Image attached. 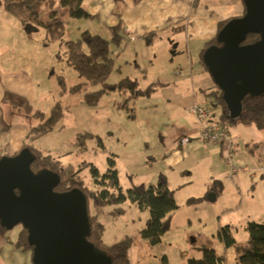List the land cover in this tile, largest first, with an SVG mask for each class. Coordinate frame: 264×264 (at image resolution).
Here are the masks:
<instances>
[{
    "label": "rangeland",
    "instance_id": "obj_1",
    "mask_svg": "<svg viewBox=\"0 0 264 264\" xmlns=\"http://www.w3.org/2000/svg\"><path fill=\"white\" fill-rule=\"evenodd\" d=\"M55 8L68 18L67 9L60 3ZM49 11V7H43V17H48ZM93 23L71 18L65 37L47 44L45 29L22 24L0 6V146L20 138L29 142L31 128L44 122L53 105L60 102L65 111L63 118L53 130L32 143L59 156L65 165L80 168L79 175L87 185L96 187L93 165L106 172L113 164L118 169L124 190L133 183L146 186L157 183L161 174L171 182L179 209L170 230L159 244L153 245L140 236L149 212L131 200L120 204L125 213L119 217L109 212L113 206L93 209L106 224L108 242L132 239L129 253L135 264H156L162 262L165 254L167 264H179L180 261L187 264L188 258H182L181 249L193 251L191 249L195 245L206 243V239L218 246L220 222H234L239 227L237 237L243 239L248 234L246 222L249 219L264 220V175L255 188L247 176L241 188L233 179L224 180V185H215L216 199L210 201L207 196L212 183H204L211 179L207 167H196V173L190 175L186 170L170 169L165 161L160 160L161 155H165L162 146L163 137L167 135L163 132L171 126L180 127L184 122L191 124L197 121L187 110L192 103L188 101L194 96L198 100L205 97L199 82L210 75L201 72L199 51L190 46L188 52L180 46L173 52L166 47V40L159 39L141 47L125 42L112 43L115 67L109 77L110 82L130 76L136 78L142 88L157 81L162 84L149 96L137 98L132 104L134 110L119 107L122 96L117 91L104 94L98 105L90 106L84 100V92L62 91L60 82L64 77L67 86H71L82 80L65 59L64 40L77 39L81 36V29L89 25L94 28ZM181 68H187L184 76L176 73ZM87 88L98 87L87 85ZM240 129L245 131L244 135L251 144L256 142L252 148L254 157L258 159L264 153V130L255 124L247 128L238 127ZM231 130L232 134L237 131L232 127ZM85 132L96 136L82 142L78 136ZM21 227L19 224L6 232L17 238ZM193 238L197 241L192 242ZM220 248L218 246V252ZM12 257L17 264H32L30 250L24 253L15 250ZM225 264H238L236 247L229 250Z\"/></svg>",
    "mask_w": 264,
    "mask_h": 264
},
{
    "label": "trees",
    "instance_id": "obj_2",
    "mask_svg": "<svg viewBox=\"0 0 264 264\" xmlns=\"http://www.w3.org/2000/svg\"><path fill=\"white\" fill-rule=\"evenodd\" d=\"M60 3L68 11V18L62 16L55 8ZM0 6L16 18L22 24L41 27L47 32L48 42L62 40L65 37L67 23L71 18L93 17L84 6L83 0H0ZM43 7H49L48 17H43ZM245 13V12H244ZM243 13V14H244ZM233 17L221 20L218 23V31ZM119 26L111 27L112 37L108 39L100 34L84 30L77 39L64 40L66 47V61L73 67L81 81L77 84L67 86L64 77L61 78L62 91L78 94L84 92V100L90 106L99 104L101 97L112 91H117L122 96L119 107L134 110L133 102L142 96H149L157 90L162 82L150 83L142 88L136 78L126 76L117 82H110L109 77L115 67V58L112 55L111 44H120L122 37L118 33ZM217 33L207 39L200 50V64L208 71L203 60V53L210 45L217 44ZM149 33V38L153 36ZM260 39V34L250 33L247 35L244 44L253 43ZM87 85L97 86V89L88 90ZM207 96L216 101L212 108L220 107L219 119L223 122L233 124H255L259 129L264 130V94L260 96H248L243 101L242 114L238 118L230 116L223 100V92L217 86ZM38 114H42L39 112ZM65 114L60 102L51 108L48 118L31 128L28 138L23 147H29L36 158L32 163V169L38 171L48 168L59 172L61 181L56 186L57 191H66L74 187L81 188L88 200L90 235L88 239L98 248L105 250L111 255L114 264H135L130 257V247L133 244L131 238H124L112 243L104 240L106 224L94 208L113 206L109 211L115 217L125 213L120 204L126 200L136 203L142 210H148L149 218L146 225L140 230V236L147 239L151 244L156 245L163 241V236L171 228L174 213L179 209L175 198L174 190L170 186L168 178L161 174L157 183L146 186L144 183H133L126 190L123 189L118 169L115 164L109 166L106 172H101L96 166H92V176L96 187L86 184L80 177V168L72 165H65L59 156L35 146L32 141L53 130ZM134 116V114H132ZM96 136L93 133L85 132L79 134V139L85 142L88 137ZM99 140L100 137H98ZM19 152V151H18ZM17 152V153H18ZM15 153V154H17ZM12 154V155H15ZM1 158V156H0ZM114 163L115 160L112 159ZM3 231L8 229L2 227ZM248 239L246 242H239L235 236L232 225L225 224L218 230V236L226 248L236 247L238 251V264H264V221L249 220L246 224ZM18 248L30 250L33 255V246L28 243V231L21 227L15 242ZM202 256L190 258L189 264H225L227 257L219 253L211 243L201 245ZM33 264V262H32ZM160 264H167V256L163 255Z\"/></svg>",
    "mask_w": 264,
    "mask_h": 264
},
{
    "label": "water",
    "instance_id": "obj_3",
    "mask_svg": "<svg viewBox=\"0 0 264 264\" xmlns=\"http://www.w3.org/2000/svg\"><path fill=\"white\" fill-rule=\"evenodd\" d=\"M245 13L231 18L217 33V44L203 53L213 81L223 92L230 116L242 114L248 96L264 94V0H243ZM250 33L260 39L244 44ZM36 156L29 147L0 158V225L21 224L33 246V264H114L90 235L88 200L74 187L55 190L59 172L32 169ZM208 200L216 195L211 191ZM196 239L193 238L192 242Z\"/></svg>",
    "mask_w": 264,
    "mask_h": 264
},
{
    "label": "crops",
    "instance_id": "obj_4",
    "mask_svg": "<svg viewBox=\"0 0 264 264\" xmlns=\"http://www.w3.org/2000/svg\"><path fill=\"white\" fill-rule=\"evenodd\" d=\"M83 3L87 11L93 15V17L81 19L90 20L95 23H93L94 28H91L89 25V28L84 27L81 31L89 30L102 36L107 35L106 37L111 39V27L119 26L118 33L122 37L121 42L133 44L134 47H141L143 44H151L156 39L161 41L166 40V47L172 49L173 52L180 46H183V49L186 48L189 52L190 46H193L195 51H199L200 53L204 42L216 35L218 23L221 20L241 16L245 12L243 0H83ZM149 33H153L154 35L149 38ZM191 64V72H193V61ZM200 66L203 68L201 72L206 74L209 73L201 64ZM186 69L187 68L178 69L176 73L184 76ZM209 76L211 75L204 77L203 81L199 82L205 97L202 100H198L197 97L194 96L189 99V103L195 101L203 104L209 101L207 94L217 87L216 83L211 79L212 77L210 78ZM211 110L213 115L219 118L220 107L215 109L212 108ZM248 125L250 124H230V129L231 127L237 129V131L235 130V132H233L237 144L235 158L237 163H245L253 168H259L264 163V153L256 159L254 157L255 150L252 148V145H255L256 142L251 144L250 139L246 138L244 135L245 131L243 129L238 130V127L240 128L242 126L243 128H247ZM199 130L200 124L197 120L191 124L184 122L180 127L171 126L167 131L163 132L167 135L163 137L162 146L165 155H163V157L161 155L160 160L165 161L167 167L170 169L178 168L182 171L186 170L190 175L195 172L194 170H197L195 169L196 167H198V169L201 166L207 167L210 172L209 178L211 179L204 183H212V187L208 191H215V185H224V180L230 179H233L236 185L241 188L240 185L246 183L245 176L249 177V175L246 172H240L232 178L228 176L229 165L224 154L225 144L201 142L198 139H193V141L186 146L181 147L178 145L177 138L179 135L191 134L196 136ZM24 143L25 142L20 138L8 142L6 146H0V156L17 153L22 149ZM155 159L156 158H154V160ZM263 175L264 174L259 173L255 179L249 177L251 180L250 183L254 188L258 185L257 181L261 180L260 178ZM198 198L202 199V197ZM176 212L173 215L172 222L176 216ZM225 224L232 225L235 236L239 242L247 241L248 234L244 235L245 237L243 239L237 237L239 227L234 222H220L219 228ZM16 240L17 238L9 235L0 227V264H17L12 259V253L15 252V250H21L24 253L25 250L16 246ZM104 240L107 243H112L106 240L105 233ZM205 242L209 243L210 241L206 239ZM211 242L214 243L213 241ZM212 243L211 245L216 249H218V246L221 247L219 253H224L228 260V252L231 248H226L221 240L218 246ZM194 248L191 249L193 251L181 249L182 258L183 256L184 258H188V260L193 257L200 258L202 256L201 245H195ZM165 255L167 256V254ZM160 263L161 262H158L156 264ZM178 263L184 264V261ZM187 264H189V262Z\"/></svg>",
    "mask_w": 264,
    "mask_h": 264
},
{
    "label": "built area",
    "instance_id": "obj_5",
    "mask_svg": "<svg viewBox=\"0 0 264 264\" xmlns=\"http://www.w3.org/2000/svg\"><path fill=\"white\" fill-rule=\"evenodd\" d=\"M216 101L210 98L207 103L193 102L188 105L187 110L190 114L195 116L200 124L198 135L181 134L177 138V143L181 147L190 144L193 139H198L201 142H208L214 144H225L224 154L229 165V177L240 172H246L251 179L257 178L259 173L264 174V163L259 168H251L245 163H237L236 148L237 144L230 129V124L221 121L218 117L213 115L212 105ZM214 116V117H213Z\"/></svg>",
    "mask_w": 264,
    "mask_h": 264
}]
</instances>
